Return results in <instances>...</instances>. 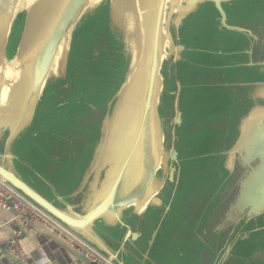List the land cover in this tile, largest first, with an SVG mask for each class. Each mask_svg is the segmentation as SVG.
I'll return each mask as SVG.
<instances>
[{
  "label": "water",
  "instance_id": "1",
  "mask_svg": "<svg viewBox=\"0 0 264 264\" xmlns=\"http://www.w3.org/2000/svg\"><path fill=\"white\" fill-rule=\"evenodd\" d=\"M0 180L70 264L166 228L195 264H264V0H0Z\"/></svg>",
  "mask_w": 264,
  "mask_h": 264
},
{
  "label": "crops",
  "instance_id": "2",
  "mask_svg": "<svg viewBox=\"0 0 264 264\" xmlns=\"http://www.w3.org/2000/svg\"><path fill=\"white\" fill-rule=\"evenodd\" d=\"M187 56L189 57V55ZM195 80L196 76L192 77L189 67H187L182 75V81L190 83ZM199 90L201 89L199 88ZM196 96H201L200 91L199 93L197 91L185 93L188 102L193 101ZM19 231L22 232L20 244L27 255L26 263H22L18 257L8 251L11 239ZM170 238L169 229L166 228L158 240V249L154 253H150L149 256L144 255L143 248L136 251L133 248V243L129 242L127 244L128 250L121 253V260L125 264H180L181 253L187 251L190 255H184L181 264H195V257L191 256L193 253L187 249H183V247L182 250L163 248ZM68 239L71 240L69 237ZM199 260H203V257ZM71 261H75V258L57 243L39 235L32 228L24 229L16 216L10 211L0 208V264H70Z\"/></svg>",
  "mask_w": 264,
  "mask_h": 264
},
{
  "label": "built area",
  "instance_id": "3",
  "mask_svg": "<svg viewBox=\"0 0 264 264\" xmlns=\"http://www.w3.org/2000/svg\"><path fill=\"white\" fill-rule=\"evenodd\" d=\"M0 208L11 211L13 210L16 214L18 220H20L24 229L29 230L32 226V220L39 219L42 221H47L45 215L34 207L30 202L26 201L19 194H17L13 189L8 187L5 183L0 180ZM31 217V220L27 218ZM22 232L19 231L9 243V252L14 256L18 257L22 263H26L27 255L23 251L20 238ZM94 261H97L99 264H112L109 261L105 260L101 256L92 254Z\"/></svg>",
  "mask_w": 264,
  "mask_h": 264
},
{
  "label": "rangeland",
  "instance_id": "4",
  "mask_svg": "<svg viewBox=\"0 0 264 264\" xmlns=\"http://www.w3.org/2000/svg\"><path fill=\"white\" fill-rule=\"evenodd\" d=\"M104 8H106V7H104ZM105 10V9H104ZM106 11V10H105ZM102 19H103V17H102ZM89 20V19H88ZM86 21V25H84V27H83V29L84 30H86V29H88V30H91V31H93V30H96L98 27H99V24H95V22H91V21H93V20H89V21ZM18 26H19V28H20V25H21V20L18 22V24H17ZM21 28H22V25H21ZM18 34H19V29L16 27L15 28V33L13 34V37H12V39H11V46H10V51H11V54H13V51H14V49H15V46H16V44H15V42L17 41V36H18Z\"/></svg>",
  "mask_w": 264,
  "mask_h": 264
}]
</instances>
